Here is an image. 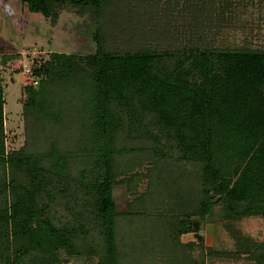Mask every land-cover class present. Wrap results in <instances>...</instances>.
<instances>
[{"label": "trees", "instance_id": "trees-1", "mask_svg": "<svg viewBox=\"0 0 264 264\" xmlns=\"http://www.w3.org/2000/svg\"><path fill=\"white\" fill-rule=\"evenodd\" d=\"M146 1L0 0L94 25L91 54L51 53L21 77L12 151L0 83V264H264V48L170 46ZM252 216L256 241L238 226ZM207 225L234 248L205 247Z\"/></svg>", "mask_w": 264, "mask_h": 264}, {"label": "rangeland", "instance_id": "rangeland-1", "mask_svg": "<svg viewBox=\"0 0 264 264\" xmlns=\"http://www.w3.org/2000/svg\"><path fill=\"white\" fill-rule=\"evenodd\" d=\"M200 1L209 5L201 9ZM146 5L149 29L159 31L156 37L168 40L170 46H179L185 38L199 34L215 48H264V0H147ZM58 12V20L53 24L49 19L30 15L16 4H0V83L5 99L7 151L23 145L28 127L20 98L21 77L30 75L34 63L46 61L51 53L88 55L94 51L91 19L71 7H63ZM138 14L135 13L134 19ZM116 196L123 206L121 191ZM261 224L260 217L252 216L243 218L238 226L256 241L261 235ZM200 233L205 247L234 248L233 240L220 225L217 229L207 225ZM60 256L67 258L62 252ZM68 264H94V261L75 258ZM206 264L252 263L246 259H209Z\"/></svg>", "mask_w": 264, "mask_h": 264}]
</instances>
